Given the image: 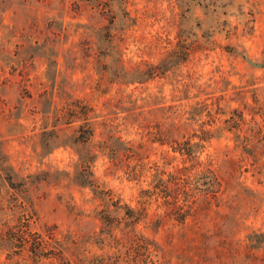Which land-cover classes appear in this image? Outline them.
<instances>
[{
  "label": "rangeland",
  "instance_id": "374dc122",
  "mask_svg": "<svg viewBox=\"0 0 264 264\" xmlns=\"http://www.w3.org/2000/svg\"><path fill=\"white\" fill-rule=\"evenodd\" d=\"M134 234L147 264H264V0H0V264H134Z\"/></svg>",
  "mask_w": 264,
  "mask_h": 264
},
{
  "label": "trees",
  "instance_id": "16d2710c",
  "mask_svg": "<svg viewBox=\"0 0 264 264\" xmlns=\"http://www.w3.org/2000/svg\"><path fill=\"white\" fill-rule=\"evenodd\" d=\"M159 66H152L149 68V73L151 76L161 74L165 69L163 66L158 64ZM135 78L138 76H141V74H144V72H139V70H134ZM65 112L64 115L66 118V123H73L76 121H80V124L77 126V135L75 139H79L81 143H87L91 137L93 136V127L92 123L90 122L91 118V112L92 109L90 106H88L87 103H83L82 100L79 99H73L68 101L66 104V107L64 108ZM58 117H61L59 113ZM107 149L109 150L110 154H114V150L110 147H107L103 145L102 149ZM183 154H186L187 156H191V150L188 148V146H183L179 148ZM92 162V156L89 157H84L81 160V164L84 165L85 168V173L83 175V179L81 180V183L87 186H90L92 188V191L94 193H98L99 191L97 190V185L93 183V181L90 179V172L88 171L90 163ZM186 170L185 167H180L176 169L172 173H167L170 176H175L177 173ZM127 217L130 219L128 221V225H131L132 228L137 223L139 218L141 217V214L139 212H135L133 210H127ZM135 233V232H134ZM39 242H42V239L39 238ZM49 244V243H48ZM38 247L35 245L34 249L32 250L33 255L35 257H40L39 251L41 250V247L39 244H37ZM50 248H53L54 250L57 249V252L54 253V256L57 260H59L60 264H75L69 260H66L63 257V249L61 242L57 239L53 240L52 243L50 244ZM130 252L133 253L134 256L130 257L132 263L134 264H147V263H152L153 257L155 256L153 253V248L150 246V243L148 242L147 239L140 235L134 234V238L131 242V247H129ZM138 256L142 257V259H138ZM109 258L106 257H99L94 260L95 264H107ZM112 264V262L110 263Z\"/></svg>",
  "mask_w": 264,
  "mask_h": 264
}]
</instances>
